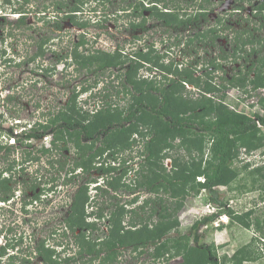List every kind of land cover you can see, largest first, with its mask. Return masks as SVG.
<instances>
[{"label":"trees","instance_id":"1","mask_svg":"<svg viewBox=\"0 0 264 264\" xmlns=\"http://www.w3.org/2000/svg\"><path fill=\"white\" fill-rule=\"evenodd\" d=\"M190 1L185 0V4H192ZM237 1L250 4L249 15H252L255 26L250 28L252 19L248 18V26L239 29L234 36L235 46L230 55L216 43L222 30L228 28L219 17L214 25L205 30L199 29L186 41L191 43L198 37L204 42L208 38L211 44L220 49L219 54L206 60H200V56L195 55L187 65L170 60L164 62V56L151 46L137 48L128 55L119 50L114 53L96 50L86 55L77 49L78 45L85 42L81 39L72 52L76 70L86 68L105 73L113 67L117 68L115 77H123V88L117 92L123 93V98L127 96L126 103L118 106L107 102L106 106L90 113L78 105L76 98L79 92H86L92 86L85 85L80 87L79 92H72L64 107L43 114V119L35 121L27 131L14 135L19 143L22 136L23 140L29 141L40 140L49 134L51 149L60 146L67 149V144L72 143L77 154L73 169L79 168L87 174L93 170L100 173L106 180V187L100 188L103 194L109 193V190L117 192L139 188L153 193L154 196L147 197L141 209L137 210H128L123 203L110 201L107 204L111 208L109 232L103 240L96 243L86 239L83 230L76 236L81 257L82 252L98 255L105 251L102 264H106L114 262L120 250L125 248L138 254L147 253L153 264H170V259L177 256L182 259L179 264H243L245 260L264 257V252L257 250L258 254L253 253L255 251L248 244L236 249L230 256L223 254L218 257L213 244L199 243V228L212 223L219 215L226 214L231 221L245 228L253 224L259 232L253 240L261 241L264 248V202L262 217H252L253 210L238 212L230 205L225 206L227 202L215 195L218 186H231L238 179L240 171L252 164L249 161L241 167L235 164L239 161L242 148L247 154L258 149L264 150V133L260 129L264 126V114L248 115L224 100L226 90L230 87L247 93L264 89V52L260 50L262 48L264 51V37L260 36L264 33V0ZM73 8L76 9V6ZM234 8L240 9L242 4ZM166 9L153 7L151 11L168 28L177 29L182 25L186 28L193 22L199 23L202 18L208 20L205 11L191 14L180 12L179 4ZM253 31L259 33L254 35ZM253 54L256 56L250 61ZM238 57L243 59V63L227 77L221 60ZM93 65L96 68L92 69ZM142 68L152 73L159 72L160 80L153 78L154 75L151 78L139 75ZM218 70L222 71L221 75L215 74ZM216 76L221 79L219 83L215 81ZM257 104L264 110V92L258 94ZM8 133L14 134L12 130ZM15 146L0 142V152L4 151L3 157L10 164L15 159L9 160L8 156ZM133 146L138 147L140 169L133 181L124 182L123 178L128 177L127 172L131 167L126 165L127 157L123 153ZM51 149L41 147L43 153L49 154ZM169 150L183 151L182 155L171 156ZM166 157H171L169 169L164 164ZM100 158L102 163L96 165L95 161ZM106 161H119V164ZM247 173L252 176V186L264 189V165H256ZM198 176L203 177V180H198ZM87 180L76 189L72 209L65 218L72 231L83 227L94 228L93 224L85 221L84 214L89 199L88 184L95 177ZM35 186L31 187L33 191ZM203 189L210 195L209 200L219 207V211L196 219L187 234L170 235L179 226L177 212L184 200L191 194H199ZM110 196L114 197L113 194ZM136 198L126 203H132ZM130 211L129 221L125 225L123 219ZM97 215L101 217L102 211L99 210ZM217 227L223 228L224 224ZM73 259L65 257L63 261L69 264V260Z\"/></svg>","mask_w":264,"mask_h":264},{"label":"rangeland","instance_id":"2","mask_svg":"<svg viewBox=\"0 0 264 264\" xmlns=\"http://www.w3.org/2000/svg\"><path fill=\"white\" fill-rule=\"evenodd\" d=\"M132 1V0H130ZM129 2V0H127ZM127 2H122L118 0H105L103 5H97L95 0H88L87 4L83 5V18L82 20L86 21V27L83 28V31L86 32V35L80 33V30L72 28L71 36L63 37L62 43L56 45V50L54 54L48 56L47 61H43V67H47L46 69L42 67L41 75L37 76L38 70L36 68H40L41 66L36 63H30L28 65H24L22 67H7L3 70V62L2 57L0 58V141L3 144L13 143L12 138L8 137V131L12 130L13 133H23V131L28 128L30 125L34 124V121L38 118H43V114L46 115L47 112H55L57 109L64 107L66 104V100L69 95L73 91L79 92V88L82 86L92 85L91 88L87 91L86 94L80 95V101L77 102L78 105L81 104L82 99H86L89 103V108H98L99 102L94 105L91 97L93 95H97L100 91V95L106 96L99 97V100H102V103L99 106L103 107L107 105V102H111L113 105L123 106L126 103V98H123V93L117 92L121 91L123 88L122 78L118 80L114 79L110 80L111 75L117 72H105L98 73L92 72L91 70H76L72 65L65 64L63 60L55 61L56 56L65 55V51H67V45L69 41H72V47L75 46V43L79 42L81 35H83L87 46L90 49L99 48L104 51H113L115 46H123V50L126 52L130 51L131 47L134 48L139 46H145L146 44H152L153 47H156L155 50L161 53L163 57V61L167 62L168 60L174 61L178 64L187 65L192 59H194L195 55L200 56V60H206L211 56H215L219 54V48H223L227 50L231 54V50L235 46L234 36L239 29H244L248 26L250 18L252 22L249 24L250 28L255 26V22L253 21L252 15H249L250 12V4L245 3L242 5V8L237 9L234 8L236 6L231 4L232 0L225 1L222 3H217L214 7H211L209 10L213 13L210 14L208 20L200 21L197 24H191L186 30H183L179 33L173 31V29H167L162 25L161 22L155 20L154 18H147L143 26L146 24L145 32H139V29L142 27H137V29H131L128 24V17L126 16L124 8L126 7ZM225 3V4H224ZM208 7V6H207ZM2 8V7H1ZM129 8V7H128ZM228 8H232L231 13H227L226 16L223 11H226ZM97 9V10H96ZM98 11V12H95ZM104 11V12H103ZM222 15V22L228 25V28L222 30L221 37L216 41L217 45H210L209 39H205L204 42L200 38H194L189 46H182V43L189 35L192 36L193 32L195 33L199 29L205 30L210 25H214L215 23V15L220 17V13ZM120 13V14H119ZM124 13V14H123ZM117 15H120L117 17ZM81 16V15H80ZM81 18V17H80ZM100 22H99V20ZM140 21L141 18H139ZM79 20V18H78ZM5 25L6 23L3 22ZM153 25V26H151ZM2 26V23L1 25ZM8 29V28H7ZM3 32H6V27L3 28ZM68 32V30H67ZM258 31H253L254 35H257ZM65 35V34H63ZM68 35V34H67ZM175 36V37H174ZM262 37H264V33H261ZM137 38V40H136ZM7 41H10L9 38ZM136 41L135 44L133 42ZM10 43H14L12 40ZM6 43L5 45H7ZM0 47L4 46V43H0ZM155 45V46H154ZM86 45L84 46V48ZM62 48V49H61ZM133 48V49H134ZM33 45H26L25 56L33 53ZM61 49V50H60ZM81 50V48H79ZM261 52H264L263 49H260ZM256 54L250 58V61L254 59ZM43 58V57H41ZM243 63L242 58H227L226 60H221V64L224 66L226 70L224 75L227 77L231 76V74L235 71V68ZM248 63L246 62V65ZM200 66V65H199ZM34 68V70H31ZM121 73L123 70L120 71ZM51 73V74H49ZM156 74V75H155ZM159 72L152 73L148 72L146 68H142L139 72V75L147 76L156 80H160L161 76H159ZM215 74L221 75L222 71L218 70ZM216 80L218 83L221 80L219 76H216ZM164 81V80H163ZM119 82V83H118ZM96 83V84H95ZM90 87V86H89ZM249 89V87H247ZM117 92V93H116ZM193 92V91H192ZM264 89H258L255 92L249 91L244 92L237 88L230 87L226 90V97L224 100L235 109L242 111L248 115H253L254 113L264 114V110L257 104L258 94H262ZM96 93V94H95ZM194 93V92H193ZM251 93V94H250ZM258 93V94H257ZM88 94H91L89 96ZM108 95V97H107ZM96 98V97H95ZM95 106V107H94ZM83 107V106H82ZM261 126V125H260ZM264 133V126L260 128ZM22 139V137H20ZM51 136L48 134L44 136L40 140H32L34 143L33 148L26 149L25 147H21V145H25L27 141H22L21 144L15 140V147L10 152L8 159L15 161H25V155L34 156L38 155L40 160L39 162L34 163L30 167L32 171H35L36 168L39 169L38 176L32 174V172H21L14 174V181L16 182V190L14 194L17 196L14 201H12L9 205L14 208H17L20 205L18 203L20 199L21 193L27 189V195H30L32 184L43 188L44 190H40L41 195H39L40 199H48L47 202H42L39 204L43 209L40 210V213L33 214V216L37 217L36 224L37 226H44V220L49 219L51 222L54 221L56 226L63 227L62 219L66 215V211L70 202L73 199V195L79 184L85 181L87 174L86 173H78L74 178L69 180L68 185L65 186L64 182L69 175V170L71 169V164L73 160L77 156L76 151L74 150L72 143H68L67 149H62V146H58L56 150L54 149L51 153H43L40 147H48L50 145ZM99 143V142H98ZM62 145V144H60ZM30 150V151H28ZM183 150H169L168 153L171 156L175 154L182 155ZM51 154V156H49ZM4 151L0 152V162L6 164L7 159L3 157ZM171 157H166L164 160V164L167 169L171 167ZM55 161L56 171V182L54 185H57L56 191L52 192L47 190L49 187V181L47 179L51 176V174L45 173L43 171V165L41 164L44 161ZM246 161L251 162L252 164L246 168V170H242L239 173L238 179H236L231 186H218L216 188L217 197L221 201H226L227 205L231 206L238 212H245L253 210L252 217L255 215H259L262 217V207H263V196L264 189L258 188L256 186H252V176L248 175V171L252 169V167L256 165H264V150L258 149L253 151L250 154H247L243 148L240 150L239 161L235 162L238 167H241L243 163ZM21 177H20V176ZM101 174L92 171L88 174V177H95L96 181L100 180ZM130 175V172L128 173ZM248 175V176H247ZM40 178V179H39ZM129 178V177H128ZM245 178V179H244ZM244 183V184H243ZM245 187H242V186ZM88 186V190H89ZM132 191V190H131ZM102 193V191H98ZM90 193H96L94 189L90 190ZM138 197V201H143L146 197H152L147 193V191L143 188H139L134 192ZM111 195V194H110ZM109 193H105V195H97L96 203L97 206L104 205L106 209L110 208L107 204L111 202H118L120 204H127L131 198L132 193L128 190H119L114 197H111ZM51 196V197H50ZM209 194L205 191L200 192L197 195H189L183 202V206L177 212L179 226L177 230H172L170 235H178V234H187L189 232L190 226L196 221V219L200 218L202 215L210 213L212 211H219V207L209 200ZM40 201V200H38ZM20 202V201H19ZM108 202V203H107ZM138 203V202H137ZM128 209L130 204L125 205ZM45 207V208H44ZM96 207H94L95 209ZM108 212V211H107ZM105 212V214L107 213ZM108 214V213H107ZM131 212L126 215L123 219L124 222H128L129 216ZM224 221L220 220L218 223L224 224L223 228H218L215 224L210 223L206 226H201L198 230L199 233V243L201 244H213V250L217 254L218 257L223 254L231 255L236 249L240 248L243 245L248 244L249 248L253 249L258 254L260 250L264 252L263 244L259 240H253L259 235V232L254 228L252 224L250 228H245L240 224H237L234 221H231L230 218L221 214ZM16 217V216H15ZM5 218H8V221L11 220L9 215H6ZM14 218V217H13ZM156 217L154 216V219ZM6 221V222H8ZM48 221V222H50ZM16 222V220H15ZM21 222V220H20ZM49 223H46L48 226ZM100 231H94V234L100 235L101 230L105 227L104 222L100 223ZM60 229V228H59ZM61 230V229H60ZM58 230L57 233L60 231ZM67 234L65 239L68 241L69 245L75 248L74 237L71 232L65 230ZM92 237V233L90 234ZM94 236V235H93ZM119 256L115 263L113 264H153L152 259L147 255V253L138 254L137 252L131 251L129 248L122 249L119 253ZM181 257H174L170 259V264H179L181 262ZM82 264V263H77ZM92 264H98L96 261ZM243 264H264V257H256L254 260H245Z\"/></svg>","mask_w":264,"mask_h":264},{"label":"flooded vegetation","instance_id":"3","mask_svg":"<svg viewBox=\"0 0 264 264\" xmlns=\"http://www.w3.org/2000/svg\"><path fill=\"white\" fill-rule=\"evenodd\" d=\"M95 1L98 6L103 5L102 3L105 2V0H95ZM118 1L127 2V0H118ZM224 1L226 3V1L228 0H224ZM87 2L88 0H0V25L2 23V26H0V43L2 44L4 43V46L0 47V58L2 57L1 61L3 62V70L7 67H22L30 63L34 64L36 63V61H38L36 64L41 67L36 68V70H38L36 71L37 76L43 74L41 73L43 67L42 62L43 61L46 62L48 56L50 57L51 54L55 53L57 44L62 46L61 39L63 37L66 36L70 38L72 28L77 29V31L80 30V33L86 35V32L83 31V28L86 27L87 22L82 20L83 18L82 15L84 10L82 8L84 4L85 5L87 4ZM218 2L222 3L223 0H192L190 1V3H192L190 5H186L185 0H132V1L129 0V2L126 3L127 8H124V10L122 11H125L126 16L128 17V24L130 28L137 29V27H142L139 29V32L144 33L147 27L146 24L144 26L143 24L145 23V21H147L146 20L147 18H154L155 20H158L152 14L151 9L153 7H157L162 10H167L166 7L169 8V6L173 7L174 5L179 4L181 7V9H179L180 12H187V14H191V12L205 11L207 13L206 17L208 18L210 14L213 13L209 9L211 7H214ZM231 4L244 5L245 2L232 0ZM74 6H76V9L73 8ZM231 11L232 8H228L226 11H223L225 15L223 12L220 13L221 18H222L221 14L226 16L227 13H231ZM118 16L120 15H117V17ZM139 18H141L142 21H140ZM217 18H218L217 15H215L214 20H216ZM158 21L161 22L162 25L167 29H173L165 26L161 20ZM200 21H205V20L202 18ZM3 22H5L6 25ZM83 23L84 25H82ZM192 24H197V23L193 22ZM190 25H188L186 28L184 25H182L177 29H173V31L179 33L183 30H186ZM4 27H6V32H3ZM193 35L194 32L192 36ZM83 37L84 36L81 35L80 40L84 39ZM8 38L10 41H7ZM189 38L190 35L182 43L180 42L179 44H182L183 47L189 46L190 43L186 42ZM12 40L14 41V43H10ZM6 43L8 44L5 45ZM135 43L136 41L133 42V44ZM209 44L214 45L210 43V40H209ZM26 45L27 46L33 45L34 49L32 55L29 54L28 56H25L26 50L24 49H26ZM85 45L86 47L84 48ZM133 46H130L131 50L128 52L123 50V46H118V45L115 46L113 51H104L99 48L90 49V47L87 46V43L84 42V44L78 45L77 49L78 52L85 53L86 55L96 50L109 52V53H114L116 50H119V52L128 55L134 52L137 48L146 49L149 46L153 47V45L150 43L146 44L145 46H139L137 48L136 47L134 48ZM79 48H81V50H79ZM73 49L74 46L72 47V41L70 40L69 44L67 45V51H65L64 53L65 55L63 57L62 55L56 56L55 61L64 59L65 64L72 65L73 68L76 69L72 55ZM39 52H41L42 54H40ZM156 52L158 53V51ZM238 66L235 68V71L238 70ZM43 68L46 69L47 67H43ZM91 68L92 69L96 68V65H93ZM31 70H34V68H32ZM83 70H87V69L84 68ZM108 71L110 73L114 71L117 72V68L113 67L112 70H108ZM98 73L100 74V72ZM115 75L116 74L113 73L111 75L110 80L113 81L114 79L118 80L119 78H116ZM81 94L82 93L79 92L77 95V97L79 96L78 101L81 100L80 99ZM71 96L72 93L69 95L67 100H69ZM104 96H106V93L104 95H100V94L93 95L91 98L97 97L99 104H101L102 100L101 99L99 100V97L103 98ZM84 101H89V99L88 100L82 99V102ZM97 106L98 108H95L94 110L93 108L88 109V111L90 113L96 112L101 107L99 105ZM23 139L24 138H22L19 144L22 143ZM33 141L35 140L33 139ZM98 142L99 141H96L97 144ZM27 143L29 144L28 146L25 144V145H21V147H25L26 149L27 148L31 149V147L33 148L34 143H32V140L27 141ZM53 150L54 149H51L49 153H51ZM49 156H51V154ZM24 160L25 161H11L12 162L11 164L9 161H6V164H4V161H2L3 163L0 162V264H66L63 261L65 257H74L73 260H69V264H77L78 262L82 264H92L95 261L98 264H102V259H103L102 257L105 255V251L100 252L98 255L95 254L91 255L88 252H82L83 257H81L79 254L80 245L76 240V236H78L81 233V230H83L85 232L86 239L92 240L96 243L102 241L105 234H108L109 232V227H108V225L110 224L109 212L111 208L107 207L108 208L107 210L104 205L97 206L94 204L93 210L89 212L91 206L88 207L89 210L85 207V214H84L85 221L93 224L94 228L83 227L82 229L78 228L75 231H72L68 227L65 218L69 216V213L72 209L71 206L73 203V199L70 202V205L68 206L65 217L62 219L63 227H59L61 230L56 226L54 221L51 222L49 219L44 220L45 223L44 226L42 227H39L37 226L38 224H36L37 217L33 216V214H36L37 212L40 213V210L43 209L42 207L39 206L41 201L42 202L49 201V198L46 200L39 198V195H41L40 190H44L43 188L41 189L40 187L35 186V191L31 189L30 195H27V189H24L25 192L23 191L21 193L19 199L20 202L18 201V203H20L18 207L19 211H17V208H14L13 205L10 206L9 205L10 203L9 204L4 203L6 201L8 202V200L12 196L17 198V196L14 194V191L16 190L17 187L16 182L14 181L15 179L14 174L18 172L19 173L32 172L34 177L38 176V171H39L38 168H36L35 171H32L30 169V167L34 165V163L39 162L38 160H40V158L38 157V155H34L32 157L30 156L27 157V155H25ZM101 160H102L101 158L97 159L95 161L96 165H100L102 163ZM107 162L108 161H106V163ZM128 162L129 161H127V163ZM135 162H137L139 164L138 167H140V161H135ZM41 164L43 165V171L45 173L51 174L54 173V171H56L55 161H51V160L44 161ZM73 166H74V161L71 164L72 170H69V175L67 179H65L64 182L65 186L68 185V183L66 182L74 178L76 174L83 172L86 173L85 171L80 170L79 168L73 169ZM55 175H56L55 173L51 174V176L47 179L49 183H53V184H49V187L47 189L52 192H55L57 187V185H54L56 182ZM135 177L136 175H133L132 177L129 176V178L124 177L123 180L124 182H129L130 180L133 181L132 179ZM87 179H89L88 174L85 181H83L81 184L87 182L88 181ZM2 180L4 182H2ZM81 184H79L78 187ZM104 184L105 186L102 188L106 187V180L104 181ZM135 191L136 190L130 191L132 193V198H135L137 196L134 193ZM117 192H113L109 190V195L110 194L115 195L117 194ZM147 193L152 194L149 196L152 197L154 196L153 193L149 191H147ZM98 194L102 195L103 193L98 192ZM3 197H6V199ZM144 200L140 202L136 198V201L132 202L131 204H134V208L142 207V205H144ZM94 207L96 208L94 209ZM129 209H131V206L129 207ZM99 210L102 211L101 217L97 215V212ZM105 212H107L108 214L107 213L105 214ZM6 215L10 216L11 218L10 221H8V218H5ZM102 222H104L106 228H103L101 230L102 233L100 235L94 234V231H100L99 227L101 225L100 223ZM46 223H49L48 226L46 225ZM123 224L126 225L127 223L124 222ZM58 230L60 231L57 233ZM65 230L72 233L74 237L73 245L75 246V248L69 245L68 241H66L65 237L67 234L65 233ZM91 233H92V237L90 236ZM118 256L119 254L117 255L114 262H110L106 264L115 263ZM57 261H59V263H57Z\"/></svg>","mask_w":264,"mask_h":264},{"label":"clouds","instance_id":"4","mask_svg":"<svg viewBox=\"0 0 264 264\" xmlns=\"http://www.w3.org/2000/svg\"><path fill=\"white\" fill-rule=\"evenodd\" d=\"M82 94H86L87 93V91L86 92H81ZM96 94V93H95ZM100 94V91H99V93L97 94V95H99ZM88 95H91V94H88ZM91 100H93V103H94V105L95 104H97L96 102H98V98L96 97H94V98H91ZM99 105V104H98ZM80 106H83L82 108L84 109V110H87L88 111V109H90L88 106H89V103H88V101H84V102H81V104H80ZM101 108V107H100ZM99 108V109H100ZM92 109V108H91ZM43 119V118H42ZM37 120H41V118H38V119H36L35 121H37ZM34 121V122H35ZM31 126L32 125H30L29 126V128H31ZM28 130V128H26L24 131H27ZM23 131V132H24ZM9 132V131H8ZM16 133H14V134H12V135H9L8 134V137L10 136V138H12V140H13V143H10V144H14L15 145V140H16V137L14 136ZM18 134V133H17ZM19 134H21V133H19ZM47 136V135H46ZM50 141H51V139H50ZM1 142V141H0ZM3 144V143H2ZM48 147L51 149L52 148V145H51V142H50V145H48ZM47 147V148H48ZM138 153V147H135V146H133V148L132 149H130L129 151H127V152H124L123 153V156H126L127 157V161H129L128 163L126 162V165H130L129 167H131L129 170H128V172H127V176L129 177H132L133 175H136L135 173L140 169V167H138V163L137 162H135V161H139L140 160V157H139V155L137 154ZM119 157H121V154H119ZM119 161H117V162H113V161H108L107 163H111V164H114V165H117V164H119L118 163ZM130 172V175H128V173ZM101 176V175H100ZM197 179L198 180H203V177H201V176H198L197 177ZM88 186H90L89 187V190H88V194H89V199H88V202L86 203V205H85V207L88 209V207H90L91 206V209L89 210V212L90 211H92L93 210V206H94V204H95V202H96V197H97V194H98V191L100 190V188H102V187H104L105 186V184H104V177H102L101 176V178H100V180H98V181H96V178H95V180L94 181H91L89 184H88ZM91 189H94V191H96V193H90V190ZM203 191H205V189H203L201 192H203ZM206 192V191H205ZM147 198V197H146ZM146 198H144V199H146ZM143 199V200H144ZM15 200V197L14 196H12L9 200H8V202L6 201V202H4V203H6V204H9V203H11L12 201H14ZM127 204H130V206H131V209H141V207H137V208H134V204H131V203H127ZM131 209H129L128 208V210H131ZM213 212H216V211H212V212H210V213H213ZM210 213H207V214H210ZM226 215V214H225ZM129 220V219H128ZM220 220H222V221H224V219H223V217H222V215H219L213 222H212V224L214 223L215 224V226H218V225H220L221 223H218ZM205 226V225H204ZM121 251V250H120Z\"/></svg>","mask_w":264,"mask_h":264},{"label":"bare ground","instance_id":"5","mask_svg":"<svg viewBox=\"0 0 264 264\" xmlns=\"http://www.w3.org/2000/svg\"><path fill=\"white\" fill-rule=\"evenodd\" d=\"M190 87V86H189Z\"/></svg>","mask_w":264,"mask_h":264}]
</instances>
